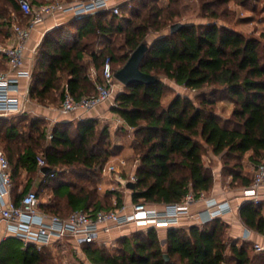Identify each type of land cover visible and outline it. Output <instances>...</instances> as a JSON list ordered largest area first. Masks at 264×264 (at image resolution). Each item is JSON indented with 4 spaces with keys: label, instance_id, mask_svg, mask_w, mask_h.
Segmentation results:
<instances>
[{
    "label": "trees",
    "instance_id": "trees-1",
    "mask_svg": "<svg viewBox=\"0 0 264 264\" xmlns=\"http://www.w3.org/2000/svg\"><path fill=\"white\" fill-rule=\"evenodd\" d=\"M2 1L8 8L4 5L0 12V34L5 24L12 22V12L22 16L17 0ZM160 1L140 0L129 16L122 13L128 4L124 3L120 15L96 11L49 30L38 47L29 86L31 100L43 105L62 101L64 84L75 97L93 95L96 87L88 76L91 64L101 80L107 57L115 73L138 46L148 44L141 69L158 77L159 82L124 86L113 110L135 129L133 150L139 164L132 201L150 206L179 203L190 190L209 192L214 185L213 174L204 162L209 148L228 162L237 161L248 151L253 152L250 159L256 165L264 160V32L260 37L247 36L220 25L215 10L206 13L214 21L179 22V0ZM177 23L183 25L172 33L171 27ZM152 35L155 37L149 43ZM114 62L119 63V69L113 67ZM166 80L201 92L196 98L176 94L165 105L170 91ZM207 88L223 97L209 98L204 92ZM226 95L233 99L234 109L232 117L222 121L215 107ZM0 126L4 128L0 143L10 161L12 179L22 170L30 174L38 171L37 156L42 147L48 167L56 173L47 178L48 183L59 182V168L75 164L81 168V178L92 177L89 182L96 184L98 172L114 152L108 129H100L96 120H82L75 126L57 122L48 146L43 144L47 140L43 117H30L28 132L4 119H0ZM69 182L55 187V202L41 204L43 212L67 217L64 211L68 207L73 212L118 210L123 205L118 195L115 206L104 207L94 190L84 184L77 189L76 182ZM30 183L31 178L22 197L30 190ZM240 214L246 226L264 235V202L245 203ZM227 228L222 218H216L203 226L170 227L165 240L159 229L149 228L145 233L123 237L122 247L114 254L98 242L85 243L82 250L89 264H251L248 248L252 245L254 250V243L238 245L229 237L226 241ZM47 249L38 250L32 244L23 247L21 239L9 237L0 246V263L43 264ZM261 254L264 252L257 253Z\"/></svg>",
    "mask_w": 264,
    "mask_h": 264
},
{
    "label": "built area",
    "instance_id": "built-area-1",
    "mask_svg": "<svg viewBox=\"0 0 264 264\" xmlns=\"http://www.w3.org/2000/svg\"><path fill=\"white\" fill-rule=\"evenodd\" d=\"M17 2L27 22L21 24L15 18L11 27L16 43H0V55L8 65L7 70L0 72V118L2 119L23 115L27 112L28 104L32 102L29 86L32 81L33 64L27 66L25 51L31 32L38 24L59 13H69L74 17H79L96 11L109 10L114 14H121L120 6L115 3V0H77L75 2L48 0L41 4H35L32 0H17ZM39 45L34 49L35 56ZM89 77L95 83V93L75 97L65 88L58 107L60 114L78 113V119L83 120L84 115L95 111L104 103L109 102L112 108L118 106L116 97L123 90L124 85L115 77L111 58L107 57L104 61L101 80L95 69L90 71ZM24 79L28 82L26 87L22 85ZM56 123L57 119H49L46 125L48 140L53 137V128ZM37 164L40 169L48 167L43 155L37 156ZM126 164L124 158H119L116 162L107 163L102 167V174L113 181L111 184L113 190L117 188L131 190L127 185L137 183L138 160L135 162V170L129 174L122 169ZM48 175L54 178L56 173L51 170ZM12 188L10 161L0 148V217L6 223V235L21 239L24 247L32 244L38 250L56 242L64 243L69 240L76 244L77 254H83L81 247L85 243L100 242L107 246L112 243L109 239L102 241L100 236L109 234L114 229L131 225L157 229L167 228L179 225L184 218L203 226L234 211V207L228 201H218L216 198L207 197L205 192L196 194L190 190L181 202L163 205L162 208L140 201L133 202L129 208L124 204L118 210L95 211L89 208L73 211L67 217H61L49 215L40 209V198L37 191L29 190L17 202L11 198ZM244 198L256 205L263 202L264 160L256 165L252 182L244 190ZM200 200L204 202V209L201 212L192 213L191 206ZM254 251L264 252V237L263 241L254 243Z\"/></svg>",
    "mask_w": 264,
    "mask_h": 264
},
{
    "label": "crops",
    "instance_id": "crops-1",
    "mask_svg": "<svg viewBox=\"0 0 264 264\" xmlns=\"http://www.w3.org/2000/svg\"><path fill=\"white\" fill-rule=\"evenodd\" d=\"M48 0L39 1L37 4L44 3ZM65 2H75L77 0H62ZM131 0H115V3L120 5H123L124 3H128L126 8L130 9V13L133 7ZM36 4V3H35ZM17 18L13 14V20L12 22ZM21 19L19 22L21 24H25L27 22V18L23 16L20 17ZM75 18L73 14H63L59 13L55 16L48 17L44 22L38 24L36 28L31 32V37L27 42L26 46V61L27 66H30L33 64V71L35 66V55H34V49L39 45V43L43 40L45 34L60 25L65 24L67 21ZM11 22V24H12ZM238 22V21H237ZM247 22L244 18L241 19L239 25H242V23ZM236 24V23H235ZM12 26V25H11ZM228 26L236 31L241 32L242 30H239L236 27ZM236 26V25H235ZM238 26V25H237ZM246 35L245 32H242ZM0 43L3 44H15L16 40L14 37V33L11 29L9 33L4 35ZM4 59V58H3ZM5 60V59H4ZM33 60V61H32ZM33 62V63H31ZM7 64V63H6ZM8 69V65H7ZM6 69V70H7ZM92 69H95L98 73L97 68L91 64L88 72L89 73ZM90 79V77H89ZM91 83L95 86V83L90 79ZM176 86V83H174ZM22 85L26 87L28 85L27 80H22ZM63 88H66V84H64ZM185 90L192 91L190 89ZM181 94V93H179ZM87 95V94H83ZM189 95V93L187 94ZM223 103V100H218L217 103ZM60 104H49V105H43L36 101H33L28 104L27 106V112L23 115H20L18 117H14L16 119L23 117L24 115H30L27 117H43L46 120V125L49 121V119H57V122H68L74 124V126L82 120L78 119V113H72L69 115H62L58 111V107ZM226 111L225 106H223V109L226 113H229L232 115L233 109H234V103L233 105L226 104ZM223 111V112H224ZM217 115L224 116L223 113L221 114L220 111H216ZM221 117V116H220ZM228 119V118H227ZM83 120H96L98 122V127L100 129L107 128L110 137L113 139V148L114 152L113 155L110 157V159L105 163L110 162H116L119 158H124L127 162L126 166H124L122 169L126 174H129L135 170V162L137 161L136 157H134V150H133V142L135 140V129L133 127H130L125 120L122 118L121 115L116 113L113 108L110 106V103H104L100 105L95 111L90 112L83 116ZM133 133V136H132ZM125 148H129L131 152V156L128 157L122 156L121 153L125 150ZM253 152L248 151L242 158H238V160L228 163L227 160H225L222 156L216 155L213 153L212 149H208L207 155L204 156V162L205 166L211 170L213 177H214V185L212 189L209 192H206L207 197H213L216 198L218 201H228L231 203V205L234 207V211L232 213L226 214L222 219L227 223V234L228 237L232 240H235L238 245H240L243 242L250 241V242H261L263 241V234L257 232L256 230H253L245 225V223L242 220L241 217V207L248 203L247 199L244 198V190L247 187V184L251 181L254 175V171L256 168V163L252 162L250 159V156H252ZM111 158H117L116 161H112ZM75 170H77V166L75 164L68 165V174L73 173ZM137 170V169H136ZM49 177L48 174H45L42 169L38 167V171L35 173H28L26 170H22L18 176L13 178V188L11 192V198L15 201H19L22 198V192L27 185L28 181L31 178L30 183V190H35L38 192L39 198H40V205L44 204H50L55 202V195L54 190L55 187L58 184H62L65 182L64 179L59 180V182L54 183H48L46 180ZM104 177H108L105 176ZM109 181H107L109 184H112V179L108 177ZM68 183L69 180H68ZM98 189H102V185L98 183ZM122 192V198H123V204L129 208L132 201V190H121ZM19 198V199H17ZM17 199V200H16ZM264 202V200H263ZM162 206H158V208H162ZM204 202L198 201L194 203L191 206V212L192 213H198L201 212L204 209ZM64 213L70 214L72 213V210L68 207V210H65ZM191 225H195L192 221L184 218L181 220L179 225L171 226V227H177V228H184L189 227ZM197 225V224H196ZM132 226V225H131ZM131 226L124 227L121 229H114L109 234H101L100 239L102 241L104 240H114L113 238L117 237L116 235L122 230L127 231L125 229L130 228ZM135 226V225H134ZM138 228H141L139 226H135ZM170 227L167 228H160L159 232H164L165 236L163 240L166 239V233L167 230ZM9 237L14 236H7L6 235V223L1 220L0 217V246L2 242ZM24 247V244H23ZM44 248H59L60 250H63L66 252L68 248H73L74 251H77V246L74 242L71 241H65L64 243L56 242L53 245L46 246ZM82 250V247H81ZM77 253V252H76ZM83 253V250L81 251ZM84 254V253H83ZM82 255V254H81Z\"/></svg>",
    "mask_w": 264,
    "mask_h": 264
},
{
    "label": "rangeland",
    "instance_id": "rangeland-1",
    "mask_svg": "<svg viewBox=\"0 0 264 264\" xmlns=\"http://www.w3.org/2000/svg\"><path fill=\"white\" fill-rule=\"evenodd\" d=\"M39 1L43 0H36V4ZM140 2V0H134L132 2V10L135 9L136 5ZM168 0H161V4H167ZM180 4L177 7V10L181 13V18H178L179 22H196V23H208L211 21H214L210 17L206 15V13H211L212 10H215L218 14L217 22L220 25H229L231 27H236L239 30H242L241 32H245L247 36H254V37H260L261 33L264 32V0H246V2H241V0H179ZM6 6L4 1L0 2V12H3V7ZM7 7V6H6ZM8 8V7H7ZM6 8V9H7ZM8 10V9H7ZM130 9H123L122 13L125 14V16H129L131 13L129 11ZM10 11V10H9ZM125 11V12H124ZM13 14L17 16L16 20L19 21L20 15H18L15 12H12L10 17L13 18ZM9 13H6V16H8ZM245 19L247 22L242 23V25H239L241 19ZM19 19V20H18ZM238 21V22H237ZM236 23V24H235ZM11 23L5 24V28L1 31L2 34L1 38L9 33L12 29ZM236 25V26H235ZM238 25V26H237ZM157 35V34H156ZM155 35H152L148 38V42L151 43L154 39ZM263 44H264V40ZM263 51V50H262ZM113 67L116 69H119V63L114 62ZM100 68V67H98ZM7 69L6 61L3 59V57L0 55V72H3ZM167 85L170 87V91L168 92V96L165 98V105L169 103V101L176 95L181 93L182 95H189L192 98H196L201 91H187L185 90L183 86H176L172 81L166 80ZM207 93V96L209 98H217L218 96L223 97V95H216L211 88L205 89ZM223 103H216V111H220L221 114L223 113L224 116H221L222 121L227 120V118H231L232 115L229 113H226V104L229 103V105H233V99L228 97L226 95L225 98H222ZM61 102V100L58 102V104ZM223 106H225V111L223 109ZM224 111V112H223ZM2 119V118H0ZM6 122L15 123L18 125L21 131L28 132L29 129V122L30 117H21V118H11L9 121L8 119H4ZM0 130L3 132L4 128L0 126ZM37 136L36 134H34ZM133 136V133H132ZM112 140V148H113V139ZM44 146H48L49 140L47 139L46 142H44ZM0 148L3 150V147L0 143ZM39 155H43V148H39ZM131 154L129 148H125V150L121 153L122 156L128 157ZM207 155V152L206 154ZM131 156V155H130ZM135 157V155H134ZM112 161H116L117 158H111ZM234 162L233 160H229L228 163ZM58 172L61 174L59 177L60 179L63 177L66 182L71 181L72 183L76 182V188H80L83 184L86 188L94 190L96 193V197L100 198L102 202L104 203V207H113L117 203V196L121 195V188H117L116 190L112 189L111 184H109L107 181H109L108 177H104L101 171L97 174V183L92 184L89 182V180H92L89 178L88 180L86 178H81V168L77 167V170H75L73 173L68 174V166H64L58 169ZM58 179V178H57ZM59 179V180H60ZM98 183L102 185V189H98ZM152 227H135L132 225L130 228H127L125 230L127 231H120L112 240V243H110L108 246L104 245L100 242L98 244H101L105 247L108 253L114 254L116 253L122 246H121V239L125 236L131 237L134 233H138L139 231L147 232V230ZM161 238L163 239L165 236L164 232H159ZM224 239H228L227 233L224 236ZM248 252L252 258L251 264H264V254L257 255V253L253 250L252 245L249 246ZM231 257V254H230ZM44 262L43 264H89L88 261L85 258L84 254H77L73 248H68L66 252L63 250H60L59 248H50L47 249V251L44 253Z\"/></svg>",
    "mask_w": 264,
    "mask_h": 264
},
{
    "label": "water",
    "instance_id": "water-1",
    "mask_svg": "<svg viewBox=\"0 0 264 264\" xmlns=\"http://www.w3.org/2000/svg\"><path fill=\"white\" fill-rule=\"evenodd\" d=\"M182 23L174 24L171 27V32H176L180 27H182ZM150 49V46L146 43H142L137 47L136 50L131 54L126 64L115 72V77L118 81H120L124 86H132L134 84H145V85H154L159 82V78L153 74H149L143 72L141 69V64ZM42 171L45 174H48L51 171L50 167L42 168ZM127 187L131 190L135 188L134 183H129ZM166 259L168 260V255H166Z\"/></svg>",
    "mask_w": 264,
    "mask_h": 264
}]
</instances>
